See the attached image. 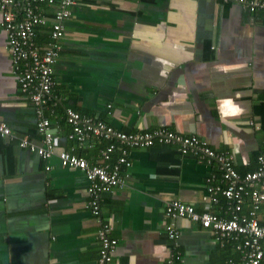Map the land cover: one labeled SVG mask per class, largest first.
Listing matches in <instances>:
<instances>
[{
  "label": "crops",
  "instance_id": "0c3cea01",
  "mask_svg": "<svg viewBox=\"0 0 264 264\" xmlns=\"http://www.w3.org/2000/svg\"><path fill=\"white\" fill-rule=\"evenodd\" d=\"M74 1L54 64L59 103L44 111L56 152L98 164L107 144L90 139L77 146L68 139L64 110L72 108L124 132L167 128L195 135L232 155L239 173L255 170L264 154V9L221 0ZM35 6L48 17L54 10ZM35 41L40 47L49 41V23L36 29ZM1 124L39 143L0 26ZM128 160L127 186L104 194L100 204L117 240L112 264H166L174 248L165 231L170 201L225 214L221 196L216 204L205 200L214 166L159 144L130 149ZM87 185L55 155L45 161L17 140L0 138V264H96L98 223L85 207ZM259 218L264 222V205ZM174 225L184 264L238 259L199 223L178 218Z\"/></svg>",
  "mask_w": 264,
  "mask_h": 264
},
{
  "label": "built area",
  "instance_id": "2783aa9c",
  "mask_svg": "<svg viewBox=\"0 0 264 264\" xmlns=\"http://www.w3.org/2000/svg\"><path fill=\"white\" fill-rule=\"evenodd\" d=\"M221 1L236 2L251 11L264 9V0ZM38 3L54 8L50 17L35 6ZM74 3V0H0V26L7 37L11 69L21 93L26 95L33 107L36 133L40 140L36 143L28 137L17 138L4 124L0 125V138L17 140L20 148L45 161L55 155L62 167L84 175L88 181L85 207L98 223L96 264H112L117 247V240L111 235V220L102 217V196L127 186L130 149L155 144L176 146L182 156L190 155L200 163L214 166L215 171L205 179V200L216 204L218 196H221L225 201L224 215L198 213L192 206L179 201H170L165 205V231L174 244L166 264H184L180 252L175 249L179 232L174 222L178 218L189 219L210 230L219 245H231L238 259H229L224 264H264V222L259 218L264 205V154L257 156L255 170L241 174L235 169L232 155L215 151L195 135L167 128L124 132L95 117L81 115L72 108L64 110V121L70 128L68 139L77 146L85 145L90 139L107 141L99 153L100 163H89L66 150L55 151V131L44 111L50 104L57 106L59 103L53 95L54 64L64 34V23L71 15ZM48 23L49 41L40 47L35 41L36 29ZM112 155H115L114 162H110ZM244 206L248 207L246 212L243 211Z\"/></svg>",
  "mask_w": 264,
  "mask_h": 264
}]
</instances>
